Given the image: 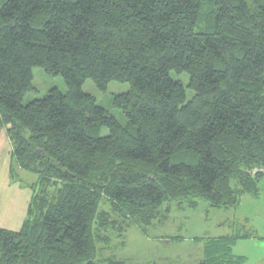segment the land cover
Instances as JSON below:
<instances>
[{"label":"trees","instance_id":"16d2710c","mask_svg":"<svg viewBox=\"0 0 264 264\" xmlns=\"http://www.w3.org/2000/svg\"><path fill=\"white\" fill-rule=\"evenodd\" d=\"M38 65L68 89L24 103ZM173 69L188 73L191 99ZM87 78L130 82L114 96L126 123ZM1 128L38 176L21 227L0 226V264H144L96 260L104 198L100 230H146L167 201L232 207L260 192L264 0H0ZM241 236L207 239L195 264L243 262Z\"/></svg>","mask_w":264,"mask_h":264},{"label":"rangeland","instance_id":"374dc122","mask_svg":"<svg viewBox=\"0 0 264 264\" xmlns=\"http://www.w3.org/2000/svg\"><path fill=\"white\" fill-rule=\"evenodd\" d=\"M33 74L36 87L25 94L24 103L44 97L52 87H59L63 91L68 89L62 74H48L39 65L33 68ZM171 76L185 83L187 99L195 95V90L188 85L190 79L187 72L179 73L173 69ZM83 83L85 91L96 96L97 101L123 123L127 122L123 110L114 104V96L117 92L128 91L131 87L129 81L111 80L106 89L99 88L91 78ZM108 132L109 128L104 127L103 134ZM12 149L8 131L1 128L0 226L19 229L28 217V206L34 192L31 184L38 175L18 165ZM259 185V194L245 192L241 195V201L232 207L213 206L203 196L195 198L198 202L196 205L191 204L190 199L183 202L167 201L162 211L164 216L149 224L146 230L136 222L127 225L126 230L117 226L102 227L100 230L99 225L106 219L101 211L112 210L107 198H104L94 225L96 238H99L96 260L105 261L114 257L144 264H193L203 256L207 239L239 233L242 236L232 243V251L236 256H244L245 260L238 264H264V178ZM112 214L114 220L117 214L114 211Z\"/></svg>","mask_w":264,"mask_h":264},{"label":"crops","instance_id":"0c3cea01","mask_svg":"<svg viewBox=\"0 0 264 264\" xmlns=\"http://www.w3.org/2000/svg\"><path fill=\"white\" fill-rule=\"evenodd\" d=\"M203 256H204V250H203ZM203 256L201 257V259H200V260H202V259H203ZM200 260H199V261H200ZM199 261H198V262H199ZM196 263H197V262H196ZM193 264H195V263H193Z\"/></svg>","mask_w":264,"mask_h":264}]
</instances>
